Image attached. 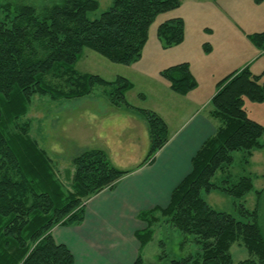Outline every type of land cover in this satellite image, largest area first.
<instances>
[{
	"label": "trees",
	"instance_id": "1",
	"mask_svg": "<svg viewBox=\"0 0 264 264\" xmlns=\"http://www.w3.org/2000/svg\"><path fill=\"white\" fill-rule=\"evenodd\" d=\"M253 2L262 4L264 0ZM181 6V0H113L98 19L90 20L88 14L100 7L98 0H59L40 11L29 4L0 0V10L5 12L0 20V264H75L72 251L55 241L53 229L82 224L85 200L113 189L131 174L116 168L102 150H88L73 160L76 173L67 186L31 136V124L24 122L33 97L81 99L101 86L108 89L111 106L134 109L127 99L134 88L129 79L118 76L108 81L82 73L78 63L85 50L113 64L138 63L157 18ZM157 37L165 50L181 45L184 20L162 23ZM249 38L264 51V32ZM161 76L181 96L198 86L189 63L166 68ZM263 77L264 73L255 75L245 68L218 83L211 111V117L220 123L217 132L193 158L191 174L173 191L168 206L139 213L138 219L146 227L135 233L140 244L135 264H144L141 252L155 239V225L163 221L195 236L200 246L196 254L173 259L171 264H235L231 249L236 243L250 255L240 264H264V231L258 210L250 212L241 206V216L253 217L252 222H244L213 209L204 197L218 190L242 199L254 189L249 177L223 186L213 179L234 163L235 152H243V162L249 163L254 152L263 148L264 126L244 109L246 99L264 103ZM140 98L144 100L145 95ZM137 111L147 122L151 143L140 168L154 162L170 133L160 115L147 109Z\"/></svg>",
	"mask_w": 264,
	"mask_h": 264
},
{
	"label": "crops",
	"instance_id": "2",
	"mask_svg": "<svg viewBox=\"0 0 264 264\" xmlns=\"http://www.w3.org/2000/svg\"><path fill=\"white\" fill-rule=\"evenodd\" d=\"M204 1L215 3L222 0ZM209 32L212 34L211 30ZM240 32L242 37L251 42L249 36L253 33ZM187 41L188 32L185 29V40L181 45L165 50L160 43L164 51L177 50L179 58L169 63V67L182 63L190 64L198 86L187 96L175 93L160 71V77L164 81L160 80L153 87L151 102H148V97L145 96L143 100L145 106L133 105L135 108L132 110L110 105L105 108L98 107L89 96L77 99L78 108L68 107L71 102H65L66 104L56 109L45 108L49 113L55 111L56 116L45 120L44 114L43 118H39L44 120L45 125L58 121L56 126H49V132L55 134L57 140L55 143H47V146L57 154L75 152L73 154L78 155L85 150L98 149L105 152L116 168L131 172L113 189L105 190L87 202L85 220L82 224L71 227L57 226L53 229L54 239L72 251L75 264H135L140 252V244L135 233L146 227L138 220L139 213L168 206L173 191L191 174L193 158L203 144L216 134L220 125L211 117L212 99L218 91V83L235 71L251 69L253 64L248 66L250 63L245 61L241 65H236L238 67L235 69H230L229 74L223 79L216 78V74L232 68L233 64H227L225 60H216L219 47L214 44H208L206 48L202 47V50L198 46L195 50L191 43L187 45ZM258 50L260 55L262 51ZM141 61L142 59L132 65L130 70L134 71V67ZM211 62H214V65L210 72ZM229 62L232 63L233 60ZM113 65L118 64L107 65V71H102L106 75L114 76L113 79L105 77L102 73H93L98 72L94 69H89L93 72L87 73L98 74L108 81H113L121 76L118 75L121 74V68L112 70ZM199 66L202 72L212 73L209 82L213 83V89L210 88L212 91L209 93L206 86L202 88L199 84L198 72H201ZM122 77L128 79L129 75ZM138 109L151 110L160 115L169 127L170 133L169 142L156 154L154 162L140 168L150 151L151 143L147 122ZM34 120L39 121L35 118ZM39 123L43 127L41 121ZM45 140L49 142L48 139ZM65 144L68 149L63 148Z\"/></svg>",
	"mask_w": 264,
	"mask_h": 264
},
{
	"label": "rangeland",
	"instance_id": "3",
	"mask_svg": "<svg viewBox=\"0 0 264 264\" xmlns=\"http://www.w3.org/2000/svg\"><path fill=\"white\" fill-rule=\"evenodd\" d=\"M12 1L13 3L21 2L32 5L39 11L46 6H51L59 2V0ZM98 1L100 7L97 11L88 14L90 20L98 19L113 3V0ZM181 1L182 6L179 9L160 15L151 26L149 40L144 49L142 61L134 67V71L130 70L131 66L113 65L114 68H112V70H115L117 67L121 68V74L118 75H129L128 79L134 84V89L130 93H127V99L130 104L145 106V102L140 98L141 95L148 97V102H151V91L153 87H155L160 80L164 81L160 77V71L165 67H169V63L179 58L177 50L173 51L175 49L168 51L162 50L157 37L158 27L162 23L174 18L182 17L185 22V29L188 32L187 45L191 43L195 50H197L198 46H200L202 50V47L206 48L208 44H214L219 47L216 60H225L227 64H233L232 68H228L220 74H216V78L220 77V79H223L229 74L228 71H230V69H235L238 67L236 65H241L245 61H248L246 63H250L248 66L253 63L250 69L253 74L261 75L264 73V53L256 49L255 45L248 41V39L242 37L240 32L244 31L253 34L264 32V3L255 4L253 0H222L215 3H210V1L206 3L204 0H200V2H194V0ZM3 2H6V0H3ZM4 14L5 12L0 10V20L4 18ZM209 30L212 31V34ZM257 50L261 52L260 55H258L259 53ZM230 60H233V62L230 63ZM83 62H85L84 65ZM110 64L112 63L101 55L91 50H85L77 69L82 73L93 72L89 69H94L98 72L93 73L100 74L102 71L106 72L107 65ZM212 65H214V62H211L209 68L210 72L213 70ZM199 69L200 71L202 70L200 66ZM198 73H200L199 84L202 88L206 86V90H208L209 93L212 91L211 89H213V83L211 84V82H209V78H212V73L207 74L202 71ZM102 74L109 79H113L114 77L104 73ZM261 82H264V77L261 79ZM108 92V89L98 86L90 96L97 103L98 107L105 108L110 105ZM65 102H71L68 107H79L77 99L54 101L49 97L35 96L33 97L30 112L24 118V122H29L31 124V136L37 141L40 148L49 155L58 176L69 186V183L72 182L73 176L76 173V166L73 160L75 157L88 150L78 155L77 153L73 154L75 152H65L63 155H59L56 151H52V148L47 146V143H55L57 139L55 134L52 135L49 132V126H56L58 121L45 125L44 120L39 119L43 118L44 114L46 116L44 118L45 120L55 117V111L49 113L45 108L56 109L57 107H61L62 104H66ZM244 109L248 112L252 120L264 126V103H255L246 99ZM34 118L41 121L43 127L40 125L39 121H35ZM45 139H48L49 142ZM262 143L264 145V136L262 138ZM65 145L66 146L63 148L68 149L67 144ZM233 156L234 163L229 169L225 170V173L222 171L218 172L213 182L219 186L225 184L234 185L238 183L240 179L249 177L253 181V191L242 199H235L218 190L204 197L213 209L234 215L237 219L244 222H252L253 217H248L249 215H245L246 217L241 216L239 214L241 206H244V208L250 212L258 210L259 223L264 231V148L261 151H256L249 163L243 162L244 153L241 151L235 152ZM258 192L263 193L259 196ZM87 202L88 200H85L84 205H87ZM154 228L156 231L155 239L141 252L144 264H171L173 259H183L200 251V246L196 243L195 236L183 234L165 221H163L161 225H155ZM231 253L235 264H240V262L250 258L247 249L239 243L233 245Z\"/></svg>",
	"mask_w": 264,
	"mask_h": 264
},
{
	"label": "bare ground",
	"instance_id": "4",
	"mask_svg": "<svg viewBox=\"0 0 264 264\" xmlns=\"http://www.w3.org/2000/svg\"><path fill=\"white\" fill-rule=\"evenodd\" d=\"M262 51V50H261ZM264 53V51H262Z\"/></svg>",
	"mask_w": 264,
	"mask_h": 264
}]
</instances>
